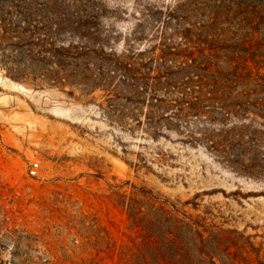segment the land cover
Wrapping results in <instances>:
<instances>
[{
    "label": "trees",
    "instance_id": "obj_1",
    "mask_svg": "<svg viewBox=\"0 0 264 264\" xmlns=\"http://www.w3.org/2000/svg\"><path fill=\"white\" fill-rule=\"evenodd\" d=\"M173 2L135 0L140 10L118 52L109 0H0V68L35 88L98 91L102 114L131 136L174 135L231 173L264 180V0ZM135 191L113 194L138 235L140 264H215L222 246L212 227Z\"/></svg>",
    "mask_w": 264,
    "mask_h": 264
},
{
    "label": "rangeland",
    "instance_id": "obj_2",
    "mask_svg": "<svg viewBox=\"0 0 264 264\" xmlns=\"http://www.w3.org/2000/svg\"><path fill=\"white\" fill-rule=\"evenodd\" d=\"M109 2L105 22L119 33L120 52L140 7ZM101 102L98 91L35 88L0 68V264H140L138 235L113 194L139 188L212 227L222 246L215 264H264V180L233 174L174 135L131 136L102 114Z\"/></svg>",
    "mask_w": 264,
    "mask_h": 264
}]
</instances>
